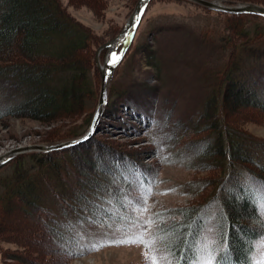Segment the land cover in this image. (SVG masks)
<instances>
[{
  "label": "rangeland",
  "instance_id": "374dc122",
  "mask_svg": "<svg viewBox=\"0 0 264 264\" xmlns=\"http://www.w3.org/2000/svg\"><path fill=\"white\" fill-rule=\"evenodd\" d=\"M58 1L92 35L88 47L90 55H94L96 66L89 59L87 51H77L76 54L88 68L86 76L94 82L90 91L96 90L97 79H100L98 64L102 66L107 57V47L100 51L99 48L122 30L137 0ZM215 1L225 5L252 3L242 0ZM251 1L264 4V0ZM207 9L189 0H149L131 42L112 71L107 92L109 103L96 130L86 140L70 145L75 147L52 154L55 164L63 160L77 161L76 165L84 169L82 172H87L81 175V180L96 175L108 179L107 183L111 186L114 183L113 175L106 174L103 177L98 173V162L106 160L108 163L125 154L132 155L136 164L143 166L144 172L150 175L151 182L146 194L137 188L138 185L131 183L133 179L129 182L131 187L127 194L136 199V206L134 209L129 207V210L135 217L143 218L144 215L157 219L163 216L167 220L163 214H167L168 210L178 205L200 202L211 191L212 185L205 183L217 177V170H201V163L188 151L190 148L184 146L192 145L198 136L202 137L207 132H184L185 135L178 138V144L187 149L186 154L179 157L175 147H171L172 142H167L165 138L172 124L169 130H160L156 126L173 122L182 127L186 123L198 122V112L210 89L209 85H215L216 71L221 70L228 60L232 61L233 54L239 56L249 49L247 56L240 55L242 59L239 61L242 62L238 66H245V69L264 59V56L262 60L256 58L249 48L256 46L264 51L262 18H230L226 14H218L217 10ZM12 58L16 59L14 55ZM44 60L48 59L44 57L39 62L44 63ZM237 69L227 75L224 95L219 91L223 81L212 86L216 90V98L219 96L223 104L216 109L214 101L212 105L209 101L206 115L211 113V123L219 127L232 125L240 132L264 142V107H252L249 103H240L235 108L228 105V91L232 87L238 88V81L244 78ZM261 75L264 77V72ZM251 81L245 88L247 92L241 94L242 100L249 96L253 88L257 94L263 92L260 91L261 82L259 84L254 78ZM1 94L0 91V103L8 102ZM250 100L254 99L249 97ZM92 104L93 101L87 99L81 105L82 110L73 117L49 123L1 116L0 154L20 145L53 144L45 141L63 138L57 141L61 142L82 136L92 119L88 113ZM168 114L170 116L166 118ZM87 124L88 127L81 133ZM26 162L21 168L13 163L0 168V264H153V261L155 264H167L166 256L153 235L155 223L151 220L140 225L138 223L131 233L102 225L89 226L81 240L88 244V250L68 253L65 246H71L69 235L66 238L58 237L52 224L47 223L49 215L44 212L50 211L53 205L49 204L48 199L44 201L45 206L40 208L39 205L27 203L29 198L24 195L23 189L13 184L15 169L19 168L26 174L28 165H36L40 161L30 158ZM73 172L77 173L75 168ZM74 198L71 201L75 203ZM87 198L89 195L81 203H85ZM122 198L124 202L127 201L124 194ZM56 202L58 205L54 211L59 215L58 209H62L66 203L61 198L56 199ZM112 207L117 210L116 206ZM263 223L262 236L256 241L254 264L264 259ZM129 238H137L139 242L118 243ZM204 250L202 246L199 264H213L210 256L203 257Z\"/></svg>",
  "mask_w": 264,
  "mask_h": 264
},
{
  "label": "trees",
  "instance_id": "16d2710c",
  "mask_svg": "<svg viewBox=\"0 0 264 264\" xmlns=\"http://www.w3.org/2000/svg\"><path fill=\"white\" fill-rule=\"evenodd\" d=\"M258 4L264 6L262 3ZM216 12L230 18L254 16L264 20L258 14ZM91 40L89 30L76 21L58 0H0V91L1 96L8 99V102L0 103V117L10 115L49 123L73 117L82 110L81 105L87 99L93 101L88 111L91 117L99 96L100 79H97L96 90L90 91L94 82L86 76L88 68L76 54L77 51H87L94 64V55H90L88 47ZM53 43L59 44L53 46ZM249 48L256 58L262 60L264 51L256 46ZM247 50L249 49H245L239 56L233 54L232 61L228 60L221 70L216 71L215 85H209L210 89L204 97L201 111L198 112V122L186 123L182 127L173 122L156 126L160 130L172 127L171 130L168 129L165 138L167 142H172L171 147H175V153L179 157L186 154L189 147L188 151L201 163V170L213 168L218 172L214 180L205 183L212 185V188L200 202L178 205L168 210V215L163 214L167 220L163 216L157 218L158 222L152 216L135 217L132 210H129V207L136 206V199L127 194L131 183L138 185L133 187L139 188L143 194L151 187L150 175L129 154L117 157L116 161L98 162V173L103 177L106 174L113 175L114 179L111 180L115 184L112 183V186L107 183L108 179L102 178L105 180L103 181L96 175L81 180L85 171L82 172L84 169L76 165L77 161L63 160L54 163L52 154L75 146L18 154L1 164L0 168L10 163L21 168L30 158L40 161L36 165L27 166V176L23 170L15 169L13 184L23 189L24 195L29 198V204L44 207V201L48 199L49 204L53 205L50 206L52 213H56V199L61 198L66 203L62 209H58L59 215L50 213L46 207L49 212L44 213L49 215L47 223L52 224L58 237L66 238L69 235L71 246H65L68 253L88 250V244L81 240L89 226L102 225L131 233L138 223L140 225L151 220L155 223L153 235L166 256L167 264L197 263L202 246L205 248L203 257L210 256L213 264H254L256 241L262 236L261 223L264 222V142L240 132L232 125L219 127L211 123V113L206 115L209 101L211 105L214 101L216 109L223 104L218 99L219 96L216 98V90L212 86L223 81L219 91L224 95V81L237 68L244 78L238 81V88L232 87L228 91V105L235 108L240 103H249L252 107H264V77L261 75L264 72V59L257 64L252 63L248 69L238 66L242 62L239 61L241 56H247ZM13 55L17 60H13ZM44 57L48 60L39 62ZM252 78L259 84L262 83L260 91L263 92L257 94L253 88V92L250 91L249 96L242 100L241 94L247 92L245 88L252 82ZM249 97L254 100L249 102ZM108 103L109 101L106 104ZM169 116L168 114L166 118ZM192 126L195 129L189 130ZM186 131L207 133L202 137L198 136L192 145L186 144L184 146L187 148H182L178 144V138L185 135ZM61 139L63 138L45 142L55 143ZM74 168L77 171L75 174L72 173ZM123 194L127 196L125 202ZM86 195H89L88 200L81 203ZM73 198L75 203L71 201ZM112 205L117 210H113Z\"/></svg>",
  "mask_w": 264,
  "mask_h": 264
},
{
  "label": "water",
  "instance_id": "95a60500",
  "mask_svg": "<svg viewBox=\"0 0 264 264\" xmlns=\"http://www.w3.org/2000/svg\"><path fill=\"white\" fill-rule=\"evenodd\" d=\"M199 5H202L208 9L217 10L226 13L238 14V13H250V14H258L264 17V6L254 4V3H245V4H238V5H225L215 0H189ZM149 0H137L134 9L129 16L128 20L126 21L122 30L115 35L111 40L107 43L100 46L99 51L107 47V57L104 59L103 66L99 67L100 73V89H99V96L96 108L93 112L92 119L87 131L80 137L76 139L61 141L53 144H43V143H36V144H28V145H20L14 147L4 153L0 154V165L11 157L27 153V152H46L51 150H57L64 148L66 146H70L81 141L86 140L95 130L97 124L103 115L105 105L107 102V92L110 77L114 67L122 58L125 50L127 49L129 43L132 40L134 35V31L139 23V20L145 10L146 5L148 4Z\"/></svg>",
  "mask_w": 264,
  "mask_h": 264
},
{
  "label": "snow or ice",
  "instance_id": "6c2138e0",
  "mask_svg": "<svg viewBox=\"0 0 264 264\" xmlns=\"http://www.w3.org/2000/svg\"><path fill=\"white\" fill-rule=\"evenodd\" d=\"M138 242L139 240L137 238H129V239L118 241V243H138ZM153 264H155V261H153ZM197 264H199V262H197ZM259 264H264V259H261L259 261Z\"/></svg>",
  "mask_w": 264,
  "mask_h": 264
},
{
  "label": "bare ground",
  "instance_id": "6f19581e",
  "mask_svg": "<svg viewBox=\"0 0 264 264\" xmlns=\"http://www.w3.org/2000/svg\"><path fill=\"white\" fill-rule=\"evenodd\" d=\"M146 6H147V5H146ZM145 8H146V7H145ZM142 15H143V14H142ZM141 17H142V16H141ZM140 19H141V18H140ZM139 21H140V20H139ZM100 66H101V65H100ZM102 66H103V65H102ZM105 106H106V105H105ZM101 117H102V116H101ZM99 121H100V120H99ZM98 124H99V122H98ZM98 124H97V125H98ZM58 248H59V247H58Z\"/></svg>",
  "mask_w": 264,
  "mask_h": 264
}]
</instances>
